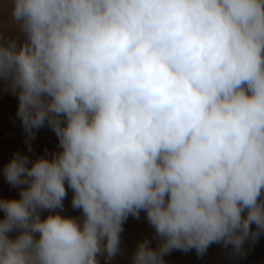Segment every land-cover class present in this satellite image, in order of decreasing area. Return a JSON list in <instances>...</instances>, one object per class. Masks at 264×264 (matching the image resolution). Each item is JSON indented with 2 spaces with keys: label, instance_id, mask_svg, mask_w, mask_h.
I'll use <instances>...</instances> for the list:
<instances>
[{
  "label": "clouds",
  "instance_id": "obj_1",
  "mask_svg": "<svg viewBox=\"0 0 264 264\" xmlns=\"http://www.w3.org/2000/svg\"><path fill=\"white\" fill-rule=\"evenodd\" d=\"M10 5L0 81L28 151L45 124L60 150L4 165L0 264H109L141 212L154 232L131 264L246 256L264 235V0Z\"/></svg>",
  "mask_w": 264,
  "mask_h": 264
},
{
  "label": "rangeland",
  "instance_id": "obj_2",
  "mask_svg": "<svg viewBox=\"0 0 264 264\" xmlns=\"http://www.w3.org/2000/svg\"><path fill=\"white\" fill-rule=\"evenodd\" d=\"M11 18L10 0H0V33L5 35L18 34V29ZM18 99L7 89L5 82L0 81V199H18V189H13L6 182L3 175L4 165L16 152L29 155L35 159L45 154L59 151L58 138L50 127H44L36 131L35 139L31 141L32 151H28L25 144V133L19 119L16 117ZM67 197L64 200L62 215L80 217L81 211L71 207L72 190L67 188ZM60 211V210H57ZM45 212L42 215H47ZM3 218V211L0 210V219ZM124 231L121 234V251L109 262V264H131L133 253L137 244L145 237L151 238L154 229L148 224L146 214L141 212L140 219L131 216L124 223ZM253 227H255L253 225ZM12 235H15L13 233ZM156 246V241H152ZM247 255L242 258L230 256L220 245H212L208 252L197 257L195 250L183 253L174 250L165 257L166 264H264V235H261L254 247L245 244ZM100 264H106L101 256Z\"/></svg>",
  "mask_w": 264,
  "mask_h": 264
}]
</instances>
